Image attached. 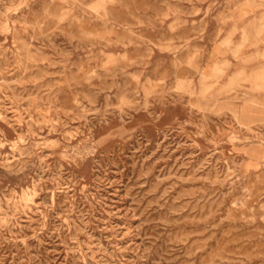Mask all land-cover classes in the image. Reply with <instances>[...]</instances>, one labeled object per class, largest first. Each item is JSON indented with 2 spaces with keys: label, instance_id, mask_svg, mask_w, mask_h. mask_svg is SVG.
<instances>
[{
  "label": "rangeland",
  "instance_id": "374dc122",
  "mask_svg": "<svg viewBox=\"0 0 264 264\" xmlns=\"http://www.w3.org/2000/svg\"><path fill=\"white\" fill-rule=\"evenodd\" d=\"M0 264H264V0H0Z\"/></svg>",
  "mask_w": 264,
  "mask_h": 264
}]
</instances>
